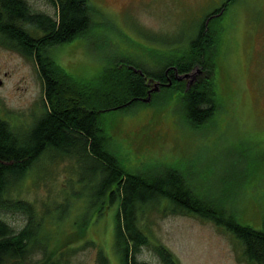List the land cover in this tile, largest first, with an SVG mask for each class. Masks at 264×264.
Wrapping results in <instances>:
<instances>
[{
  "label": "rangeland",
  "instance_id": "obj_1",
  "mask_svg": "<svg viewBox=\"0 0 264 264\" xmlns=\"http://www.w3.org/2000/svg\"><path fill=\"white\" fill-rule=\"evenodd\" d=\"M26 1L35 12L57 15L47 0ZM89 2L93 8L89 34L49 51L66 74L81 83L97 84L105 71L123 62L161 71L172 51L196 37L202 22L206 31L212 29L218 110L209 123L196 128L186 120L184 93L174 87L157 92L151 102L100 114V125L109 149L127 170L148 178L171 170L183 174L197 195L232 210L241 224L256 229L264 218V0ZM213 17L217 19L211 21ZM161 60L164 63L158 66ZM189 74L194 79L183 80L188 81L186 88L202 69ZM44 91L35 62L0 45V119L24 135L29 133L44 111ZM43 162L50 165L49 160ZM56 162L46 178L49 182L33 185V178L13 192V197L36 203L42 211L45 202L54 210L37 234L41 242L53 246L69 242L71 252L66 255L72 264H96V248L103 250L110 264H124L115 242L119 202L112 204L109 197L102 204L96 202L90 190L80 189V176L71 172L75 162L69 158ZM91 169L90 161L82 163L81 173ZM67 177L75 180L79 196L73 195ZM160 204V211L142 213L141 224L180 264H247L244 247L235 236L209 220L172 215L164 210L168 200ZM2 219L16 231L26 222L21 214H4ZM89 241L96 248L83 247ZM142 251L140 261L162 264L149 248ZM43 259V252L36 249L23 264H40Z\"/></svg>",
  "mask_w": 264,
  "mask_h": 264
},
{
  "label": "trees",
  "instance_id": "obj_2",
  "mask_svg": "<svg viewBox=\"0 0 264 264\" xmlns=\"http://www.w3.org/2000/svg\"><path fill=\"white\" fill-rule=\"evenodd\" d=\"M47 1L58 10L55 18L33 11L26 0H0V45L33 60L45 85L44 111L29 133L24 135L0 119V264H23L36 249L43 252L40 264H72L66 255L71 252V247H66L69 242L53 246L48 241L41 242L37 235L48 217L53 216L50 203L45 202L42 211L36 203L13 197L26 180L34 178L33 185L49 182L46 178L54 172V164L64 158L75 162V169L72 165L70 170L80 176L82 191L90 190L100 204L108 197L112 204L119 202L115 242L124 264H149L138 259L144 247L152 250L162 264H180L165 245L152 240L149 230L141 224L142 213L152 214L163 208L162 199L168 200L169 208L164 210L169 209L172 215L206 219L235 236L244 247L246 263L264 264L263 217L256 229L241 224L232 210L201 198L183 174L174 170L151 178L127 170L109 149V138L100 125V114L143 102L156 83L160 91L180 88L185 118L192 126L201 128L209 123L218 110L214 88L216 39L211 26L206 31L202 22L187 46L172 51L166 63L158 62V66L164 63L161 71L123 62L105 71L97 84L81 83L66 74L49 51L89 34L93 8L89 0ZM123 65L126 68L121 70ZM198 67L202 75L186 88L188 81L179 80L176 74L181 77ZM157 92H152L151 100ZM89 161L91 171L81 173L82 163ZM66 180L72 185L73 195L79 196L82 192L74 190L75 180ZM4 214L25 215L24 228L16 231L2 219ZM90 246L96 248L91 241L83 244ZM96 251V264H110L102 249Z\"/></svg>",
  "mask_w": 264,
  "mask_h": 264
},
{
  "label": "bare ground",
  "instance_id": "obj_3",
  "mask_svg": "<svg viewBox=\"0 0 264 264\" xmlns=\"http://www.w3.org/2000/svg\"><path fill=\"white\" fill-rule=\"evenodd\" d=\"M176 77H177V78L180 77L178 73L176 74ZM180 78H181V77H180ZM180 78H178V79H180ZM180 80L183 81L184 79H180ZM185 80H186V79H185ZM155 88H156V89H155ZM155 88H154V90H153L154 92L160 91L158 85H156ZM153 91H152V92H153ZM152 92H150L149 96H148L145 100H143V102H145V103H147V102H151L150 100H151Z\"/></svg>",
  "mask_w": 264,
  "mask_h": 264
},
{
  "label": "water",
  "instance_id": "obj_4",
  "mask_svg": "<svg viewBox=\"0 0 264 264\" xmlns=\"http://www.w3.org/2000/svg\"><path fill=\"white\" fill-rule=\"evenodd\" d=\"M178 78H180V77H178ZM188 78H192V79H194V76H193V74H186V75H184V76H181V78L180 79H188ZM179 79V80H180ZM193 81V80H192ZM192 81H190V82H192ZM156 89V88H155Z\"/></svg>",
  "mask_w": 264,
  "mask_h": 264
},
{
  "label": "flooded vegetation",
  "instance_id": "obj_5",
  "mask_svg": "<svg viewBox=\"0 0 264 264\" xmlns=\"http://www.w3.org/2000/svg\"><path fill=\"white\" fill-rule=\"evenodd\" d=\"M159 86V85H158ZM153 90H154V88H153ZM248 264V263H247Z\"/></svg>",
  "mask_w": 264,
  "mask_h": 264
}]
</instances>
